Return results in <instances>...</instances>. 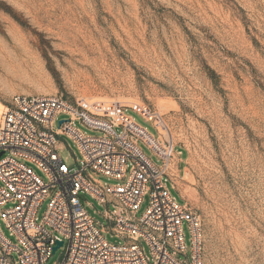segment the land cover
<instances>
[{
  "label": "rangeland",
  "instance_id": "1",
  "mask_svg": "<svg viewBox=\"0 0 264 264\" xmlns=\"http://www.w3.org/2000/svg\"><path fill=\"white\" fill-rule=\"evenodd\" d=\"M14 94L118 104L175 146L168 184L199 214L203 264H264V0H0V117ZM59 153L82 160L66 135ZM82 205L108 225L97 200Z\"/></svg>",
  "mask_w": 264,
  "mask_h": 264
},
{
  "label": "built area",
  "instance_id": "2",
  "mask_svg": "<svg viewBox=\"0 0 264 264\" xmlns=\"http://www.w3.org/2000/svg\"><path fill=\"white\" fill-rule=\"evenodd\" d=\"M61 114L65 117L59 119ZM77 123L99 133H87ZM159 134L116 103L12 95L0 117V218L17 243L0 227V264H45L58 240L63 253L56 264H203L199 214L172 195L168 179L175 188L170 177L175 146ZM60 135L79 148L77 166L70 167L60 155ZM87 195L105 207L107 226L83 207ZM145 196L148 205L137 217ZM44 200L46 209L37 221ZM108 231L122 242H109Z\"/></svg>",
  "mask_w": 264,
  "mask_h": 264
},
{
  "label": "water",
  "instance_id": "3",
  "mask_svg": "<svg viewBox=\"0 0 264 264\" xmlns=\"http://www.w3.org/2000/svg\"><path fill=\"white\" fill-rule=\"evenodd\" d=\"M62 121H63V120H59V123H61ZM1 154H2V152H0V155H1ZM62 243H63V241L58 240V241L56 242V245L53 246V252H55L56 249L62 245Z\"/></svg>",
  "mask_w": 264,
  "mask_h": 264
},
{
  "label": "crops",
  "instance_id": "4",
  "mask_svg": "<svg viewBox=\"0 0 264 264\" xmlns=\"http://www.w3.org/2000/svg\"><path fill=\"white\" fill-rule=\"evenodd\" d=\"M180 160H181V157H180ZM179 163H181L180 161H179ZM180 165V164H179Z\"/></svg>",
  "mask_w": 264,
  "mask_h": 264
}]
</instances>
